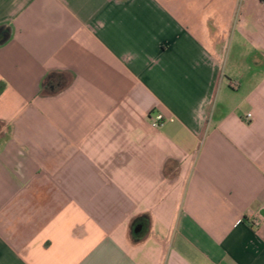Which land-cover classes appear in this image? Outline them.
Wrapping results in <instances>:
<instances>
[{
	"label": "crops",
	"instance_id": "crops-1",
	"mask_svg": "<svg viewBox=\"0 0 264 264\" xmlns=\"http://www.w3.org/2000/svg\"><path fill=\"white\" fill-rule=\"evenodd\" d=\"M0 264H264V0H0Z\"/></svg>",
	"mask_w": 264,
	"mask_h": 264
},
{
	"label": "built area",
	"instance_id": "built-area-1",
	"mask_svg": "<svg viewBox=\"0 0 264 264\" xmlns=\"http://www.w3.org/2000/svg\"><path fill=\"white\" fill-rule=\"evenodd\" d=\"M248 118L250 117V115L247 116ZM163 123V119H162V116L160 114H155L152 118H150V126L152 128H159ZM254 225L256 227H259L260 226V222L258 220H254Z\"/></svg>",
	"mask_w": 264,
	"mask_h": 264
},
{
	"label": "trees",
	"instance_id": "trees-1",
	"mask_svg": "<svg viewBox=\"0 0 264 264\" xmlns=\"http://www.w3.org/2000/svg\"><path fill=\"white\" fill-rule=\"evenodd\" d=\"M50 79V75H47L44 80L43 83L41 84V91L44 89V87L46 86V83L49 81Z\"/></svg>",
	"mask_w": 264,
	"mask_h": 264
},
{
	"label": "water",
	"instance_id": "water-1",
	"mask_svg": "<svg viewBox=\"0 0 264 264\" xmlns=\"http://www.w3.org/2000/svg\"><path fill=\"white\" fill-rule=\"evenodd\" d=\"M6 39H7V34L5 33V34H3V40H2V42L6 41ZM139 231H140V227L135 230V233H138Z\"/></svg>",
	"mask_w": 264,
	"mask_h": 264
}]
</instances>
